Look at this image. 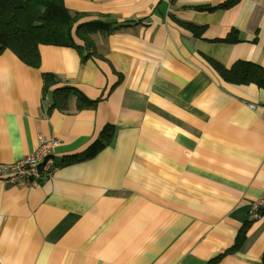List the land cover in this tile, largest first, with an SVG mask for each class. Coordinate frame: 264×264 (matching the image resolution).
<instances>
[{
  "label": "crops",
  "instance_id": "obj_1",
  "mask_svg": "<svg viewBox=\"0 0 264 264\" xmlns=\"http://www.w3.org/2000/svg\"><path fill=\"white\" fill-rule=\"evenodd\" d=\"M226 1L64 0L80 23L112 27L89 47L40 46L39 68L0 54V163L41 135L59 142L39 186L0 179V264H264V215L250 217L264 191V89L212 66L264 68V0L197 10ZM44 74L97 106L51 109ZM108 125L104 149L82 159Z\"/></svg>",
  "mask_w": 264,
  "mask_h": 264
},
{
  "label": "trees",
  "instance_id": "obj_2",
  "mask_svg": "<svg viewBox=\"0 0 264 264\" xmlns=\"http://www.w3.org/2000/svg\"><path fill=\"white\" fill-rule=\"evenodd\" d=\"M240 0H228L216 6L197 8L201 12H212L217 9H228ZM83 15L71 13L64 0H0V54L10 50L16 57L33 68H39L40 46L74 47L79 49L76 39L89 47L90 35L97 31H108L111 23L96 20L80 23ZM194 34L200 35L203 27L179 22ZM233 31L225 42H234ZM87 57H83L85 59ZM219 76L227 83L235 85L254 84L264 89V68L251 62L238 61L231 68L219 63H212ZM44 98H51V109L68 112L74 101L76 112L94 109L98 101L83 95L76 87L64 83L54 74L43 75ZM112 126H106L101 135L86 150L82 159L96 156L110 141ZM264 263V255H263Z\"/></svg>",
  "mask_w": 264,
  "mask_h": 264
},
{
  "label": "built area",
  "instance_id": "obj_3",
  "mask_svg": "<svg viewBox=\"0 0 264 264\" xmlns=\"http://www.w3.org/2000/svg\"><path fill=\"white\" fill-rule=\"evenodd\" d=\"M59 142L39 136L34 152L13 164L0 163V179L5 183L16 184L27 188L39 186L51 177L57 163L53 154ZM264 215V191L259 199L252 204L250 217L258 220Z\"/></svg>",
  "mask_w": 264,
  "mask_h": 264
}]
</instances>
